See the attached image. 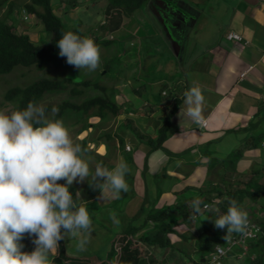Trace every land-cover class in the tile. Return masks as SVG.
<instances>
[{
  "label": "crops",
  "instance_id": "0c3cea01",
  "mask_svg": "<svg viewBox=\"0 0 264 264\" xmlns=\"http://www.w3.org/2000/svg\"><path fill=\"white\" fill-rule=\"evenodd\" d=\"M77 1L63 0L62 4L69 2L77 6ZM165 1L172 7V11L165 7L164 14L169 16L150 13L152 16H128L125 20L122 16L120 20L121 14H117L120 23L110 31L116 33L115 36H121L119 33L123 30L133 33L139 43L132 56L126 54L129 60H121V64L126 62L128 66L118 65L119 73L123 71L126 75L118 76L114 87V100L121 108L115 116L118 148L112 154L115 161L105 160L104 163L112 168L117 161L126 162L128 198L120 211L112 206L119 194L109 192L104 198L98 187L91 198L85 197L83 201L88 209L92 207L101 212L97 218L107 226L111 222L125 228L136 214H139L136 223L146 224L144 209L148 212L149 208L172 205L188 198L207 197L218 201L219 189L225 191L230 183L231 188L237 179L246 180L264 165V140L259 146L247 149L235 169L227 170L223 163L235 148L244 145L251 133L264 131V117L260 115L259 123L254 128L249 127L254 116L264 110V0H215L210 16H205V7L201 5L204 0H179L183 6H189L190 11H186L191 16H176L178 1ZM107 3L109 5L108 0ZM150 3L151 0L147 8ZM79 4L82 5L81 1ZM136 11L141 12V9ZM82 18L77 20L82 21ZM230 32L239 34L242 39H229ZM194 83L201 87L204 96L203 127L181 122L178 115L183 93ZM172 107L175 111L162 147L151 149L138 140L131 130L133 126L142 133L155 135L162 115ZM243 207L250 213L260 208L257 202L249 200ZM115 211L124 216L118 224L113 223L109 215ZM262 212L259 209V213ZM205 213L190 219L189 224L184 223L181 233L201 230ZM82 239L84 235L69 236L71 249L80 247Z\"/></svg>",
  "mask_w": 264,
  "mask_h": 264
},
{
  "label": "trees",
  "instance_id": "16d2710c",
  "mask_svg": "<svg viewBox=\"0 0 264 264\" xmlns=\"http://www.w3.org/2000/svg\"><path fill=\"white\" fill-rule=\"evenodd\" d=\"M5 2L6 0H0V7ZM108 2L107 9L109 13L127 16L145 7L149 0H108ZM25 7L29 13L35 14L42 21L45 30L50 34L49 42L47 44L36 43L29 34L16 32L6 22L5 17L0 18V73H9L18 65L23 67L35 66L40 70L49 66L50 68L54 67L57 71L61 69L64 71L66 67H71L78 73L80 78L79 80H75L72 76L61 72L58 77H42L25 86L11 85L4 92V101L11 103L13 109L23 108L30 101L39 104L47 92L67 91V97L61 102L44 105L49 114L53 106L58 109L54 118L62 119L64 115L71 112L77 113L86 119L94 116L104 119L109 117V115H118L121 108L114 100L116 89L114 90L113 86L101 83L98 79L81 76V70L66 63V57L58 55L59 49L56 46V41L64 31L71 30L79 35L86 36L85 31L81 27L82 21L77 20L75 21L77 22L76 26L68 27L63 19L54 12L52 0H30L25 4ZM115 40L116 38L112 40L103 38L94 39L97 46L102 44L109 45ZM118 56L116 59H118ZM113 60H115L114 57L105 62L107 70L110 68V63ZM104 73L103 69L99 75ZM88 88H93L101 93L88 95ZM174 111L175 108L172 107L162 115L155 135L142 133L138 129H133L134 126L131 130L136 134L138 140L150 145L151 149L160 148L168 137L170 119ZM259 115L264 117V110L254 116L249 124L250 128H254L259 123ZM90 125L91 123H86L82 126V129H87ZM263 140L264 131L259 134L251 133L244 145L235 148L230 154L229 159L223 162L227 170L231 171V169H235V165L244 155L245 151L259 146ZM119 142L123 144V138H120ZM81 147L86 148V144H81ZM102 162L106 163L105 161ZM229 185L225 191L218 190L217 196L219 199L215 201L216 207L223 213L227 209L229 200H235L241 207H243L244 202L247 200L259 204L260 208L258 210L252 209L253 212H247L248 210L246 212L248 219H251L253 215L252 219L261 226L262 231L258 236L251 238L250 249L242 259L249 262V264H264V165L258 170L253 171L246 180L237 179L231 188H229ZM70 191L74 198H76L77 189L74 185L70 186ZM127 198L126 192L121 191L117 201L112 206L118 207V210H121L122 204ZM193 199L188 198L172 205L152 207L149 208L148 212L144 209V212L146 211L147 213L146 224L136 223L135 220L138 219L139 215L136 214L128 221L125 228L113 225L116 230L114 232L97 218L92 208H89L92 223L96 224L95 230L100 231L102 227L108 228V231H103L106 234V239L100 244L101 236L98 237V232L94 230L96 236L94 239H92L93 237H86V233L84 232V239L87 240V243L83 248L87 249V252H89L88 250L91 251V254L87 255L85 250L83 252L80 251L81 245L80 247L77 246L80 250L76 248L75 250L71 249L69 246L71 242L69 241V236H65L58 243L59 255L53 258V264H153L156 261L154 258L147 256V248L153 250L156 248L166 249V254H164L163 258L161 257L160 264H208L210 255L216 251L217 247L229 244V238L231 239L236 233L227 234L228 238L225 240L224 237L227 229L216 228L211 219L212 214H207V212L201 218L204 219V227L201 230L199 229L196 234L181 233L182 231H179L178 228L183 226L184 223L189 224L190 219L198 216L192 214L191 202ZM199 200L202 203H213V200L207 197ZM259 209L263 211L261 214L259 213ZM207 216L208 218H205ZM141 231L142 233L137 237L139 242L134 243L133 237ZM171 234H177L175 238L180 240L175 241V238ZM32 239L34 237L25 235L22 241L24 250L30 251L34 247L31 242ZM117 241L121 244L119 252L116 248ZM92 249H94V253L97 250L101 255L93 254ZM71 251L73 254L70 253ZM231 253H235V250H232ZM116 256L118 258L115 260ZM227 259H230V257L225 256L222 261L223 264Z\"/></svg>",
  "mask_w": 264,
  "mask_h": 264
},
{
  "label": "clouds",
  "instance_id": "9594fccd",
  "mask_svg": "<svg viewBox=\"0 0 264 264\" xmlns=\"http://www.w3.org/2000/svg\"><path fill=\"white\" fill-rule=\"evenodd\" d=\"M56 46L58 55L79 70L91 72L99 67L100 51L89 36L64 31ZM203 104L202 89L194 83L183 93L178 113L181 122L203 127ZM57 111L53 106L49 114L43 105L31 101L23 108L0 109V264H49V255L65 236L93 230L87 205L70 191L74 181L87 178L104 198L109 192L128 191L126 162L117 161L111 169L100 163L90 167L86 150L73 142L65 123L54 118ZM191 208L193 215L211 213L214 226L227 229L225 240L229 233L246 235L248 220L254 221L235 200H229L223 213L215 201L202 203L198 198L192 200ZM109 215L118 223L114 213ZM25 235L34 237L30 251L21 242ZM250 240L247 249L235 247V253L231 250L227 256L242 258L250 249ZM86 243L82 239L81 247Z\"/></svg>",
  "mask_w": 264,
  "mask_h": 264
},
{
  "label": "rangeland",
  "instance_id": "374dc122",
  "mask_svg": "<svg viewBox=\"0 0 264 264\" xmlns=\"http://www.w3.org/2000/svg\"><path fill=\"white\" fill-rule=\"evenodd\" d=\"M30 0H6L5 4L0 7V18L5 17L6 22L10 24L16 32H25L30 35L32 40L36 43L40 44H47L50 39V34L47 33L45 30V27L42 23V21L33 13H29L26 10L25 4L29 2ZM63 0H53V9L55 12L62 16L63 21L68 27H73L77 25V22L75 20L78 19V17H83L81 27L86 33V36H89L93 39L96 38H103V39H115L116 40L109 45H99V51H100V63L99 67L95 71L89 72L87 69H81V76H87L91 79H98L101 83L107 84L108 86L115 87L116 79L119 77H126V75L123 73H119V64H121V60H129L130 57L133 54V50H136L138 48V37L132 33H128L127 31H122L119 33L121 36H115L116 33L110 31L112 29H115V26L120 23L119 15L118 13H109L107 12V0H93L92 3H86V0H78L81 1L77 6L72 3L70 4L67 2V4H62ZM83 1V2H82ZM95 1V2H94ZM178 1L179 10L176 12L177 8L174 7V11L178 13L175 16H191L189 6H183V3ZM185 2V0H182ZM215 0H204L201 2L202 6L205 7V16H210V7L212 6V3ZM217 1V0H216ZM221 1V0H220ZM95 3V4H93ZM107 4V5H106ZM165 7L169 11H172V7L165 3L164 0H151L150 6L147 8L146 6L143 7L140 11L133 12L131 15H120V20H125V18H128V16H152L153 13L160 14L162 16H169L166 12L164 14ZM83 8V9H82ZM185 9L184 11H180V9ZM189 11H186V10ZM181 12V13H180ZM187 15H185L186 13ZM152 13V14H150ZM142 14V15H141ZM123 16V18H122ZM190 30V29H189ZM136 42L135 45L132 46V43ZM132 42V43H131ZM120 44V45H119ZM119 49H118V48ZM122 50V51H121ZM120 54V55H119ZM128 56H127V55ZM119 55V56H118ZM118 56V59H116ZM124 57L123 59L121 57ZM142 56H144V52L142 53ZM115 58V60L111 61L110 68L107 70L105 67V62L107 60H110L111 58ZM120 59V60H119ZM119 60V62H118ZM128 66L126 62L121 64L122 66ZM120 65V67H121ZM129 68V67H128ZM61 69V68H60ZM104 69L105 73L102 75H99L100 72ZM127 68L125 67L124 70ZM131 69V68H129ZM107 70V71H106ZM61 72L67 74L68 76H72L75 80H79V75L77 72H75L71 67H66L64 71L59 70L57 71L54 67L47 66L45 69L40 70L36 68L35 66L31 67H23V66H16L11 72L9 73H0V109H13L12 104L9 102L4 101L3 95L5 90L10 87L11 85H22L25 86L29 84L30 82L40 79L42 77H58ZM119 81V79H118ZM123 88V86H122ZM118 92V91H117ZM97 93H101L98 90H95L93 88L87 89L88 95H94ZM67 91L62 92H47L44 95V98L40 101L39 104L45 105V104H55L58 102H61L65 97H67ZM124 119V118H123ZM66 127L68 128L70 135L73 139L74 143L86 144V148L82 147V149H85L84 156L90 159V167L94 168L96 163H100L102 166H105L102 161H112L114 162V156L112 157V154L115 151V148L117 147V136L118 132L116 131V120L117 117L109 115L107 118H100L98 116L90 117L89 119L83 118L81 115L71 112L67 113L63 116L61 119ZM86 123H91V125L87 129H82V126ZM109 136V137H108ZM86 140V142H84ZM106 167V166H105ZM63 183L64 181H59ZM75 186L77 189V196L79 199H82L84 201L85 197L91 198L93 192H96L98 190V186H96L95 183H90L89 180L86 178L84 181H74L72 186ZM226 189V188H225ZM82 201V202H83ZM78 202H80L78 200ZM84 203V202H83ZM86 204V202H85ZM92 208V207H91ZM93 209V208H92ZM121 209L120 211H122ZM243 210L246 211V208L243 207ZM96 215L100 216L101 212H98L97 209H93ZM120 211H115L119 217L117 218L118 221L122 220L124 216H121ZM105 217V216H104ZM137 219V218H136ZM136 221V220H135ZM126 223V222H125ZM128 223V222H127ZM109 226L104 224L106 227H109L112 232L116 231L114 229V226L111 222L108 223ZM94 226V224H92ZM121 225V224H120ZM95 227V226H94ZM94 227L91 232H85L86 237H96L94 233ZM102 227L99 232L98 237L100 238V244L103 243V240L106 239V234L103 233V231H106L108 228ZM178 230H182L181 227L178 228ZM199 230V229H195ZM194 229L188 230V234H196V231ZM108 231V230H107ZM142 233L139 232L134 238H137ZM112 234V233H110ZM84 232L81 231L78 235H73V237H80L83 236ZM173 238L177 237V234H171ZM180 238V237H179ZM73 238L72 240H74ZM92 240V239H91ZM174 240V239H173ZM180 240L178 238H175V241ZM22 242V241H21ZM67 242V241H66ZM72 242V241H71ZM69 243V242H67ZM120 242H116V248L119 252L120 250ZM88 246V245H87ZM78 249V247L76 248ZM80 250V249H78ZM85 248L81 247V252H83ZM148 253L147 256L154 258L156 262L153 264H160L161 257H164V254H166V249L163 248H156V249H149L147 248ZM87 249L85 250V253L87 255H90L91 251ZM93 254L101 255L97 250L94 253V249H92ZM72 253V251L70 252ZM73 254V253H72ZM76 254V253H74ZM119 254V253H118ZM59 255V247H57L54 250V253L49 255V264H53V258ZM96 256V255H95ZM230 257V256H229ZM241 257V256H239ZM118 258L117 256L115 257ZM150 263V262H149ZM169 263V262H167ZM190 264V263H189ZM224 264H249L247 261H243V259H239L238 257H230V259H227Z\"/></svg>",
  "mask_w": 264,
  "mask_h": 264
},
{
  "label": "built area",
  "instance_id": "2783aa9c",
  "mask_svg": "<svg viewBox=\"0 0 264 264\" xmlns=\"http://www.w3.org/2000/svg\"><path fill=\"white\" fill-rule=\"evenodd\" d=\"M227 37L229 39H238L241 40L242 37L234 32L228 33ZM127 149H130V146H126ZM248 228H247V234H238L236 233L231 239L229 238L230 243L226 246H218L216 251L210 255V261L208 264H221L222 260L225 256L228 255V253L233 250L235 247H243L244 249H247V241L248 239H251L253 237L258 236V234L262 231L261 226L256 223L255 221L248 220Z\"/></svg>",
  "mask_w": 264,
  "mask_h": 264
}]
</instances>
